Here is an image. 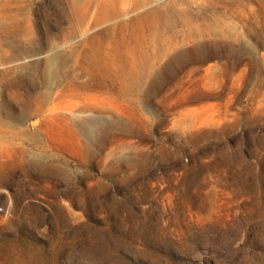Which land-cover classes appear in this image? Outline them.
I'll list each match as a JSON object with an SVG mask.
<instances>
[{
	"label": "rangeland",
	"instance_id": "rangeland-1",
	"mask_svg": "<svg viewBox=\"0 0 264 264\" xmlns=\"http://www.w3.org/2000/svg\"><path fill=\"white\" fill-rule=\"evenodd\" d=\"M33 1L32 17L53 19L46 7L55 0ZM101 1L90 4L91 24L57 47L74 45L71 63L89 38L137 12L97 24ZM257 15L245 20L248 52L243 39L231 56L191 60L140 92L125 80L94 88L90 74L74 71V81L54 89L52 109L28 112L15 141L0 138V264H264V13ZM41 150L56 154L69 176L36 164Z\"/></svg>",
	"mask_w": 264,
	"mask_h": 264
},
{
	"label": "bare ground",
	"instance_id": "bare-ground-1",
	"mask_svg": "<svg viewBox=\"0 0 264 264\" xmlns=\"http://www.w3.org/2000/svg\"><path fill=\"white\" fill-rule=\"evenodd\" d=\"M16 1L12 5V0H0V138L11 136L13 141L24 133L22 119L28 112L52 109L51 102L59 97L54 89L74 81V71L90 74L87 83L98 89L122 80L139 92L145 86H162L191 60L231 56L229 51L234 52L243 39L249 41L244 48L248 52L252 45L245 20L264 13V0H172L163 5L155 0H103L96 7L97 24L117 19L127 10L137 12L89 38L78 61L71 63L74 45L61 51L57 47L91 24L87 12L95 0H71L67 5L55 0L46 7L53 16L46 22L29 12L33 0ZM24 11L29 13L26 18L21 17ZM66 21L69 25L64 26ZM102 34L112 35V41L106 44ZM44 53L46 57L40 58ZM31 55L37 59L23 60ZM216 67L208 68L215 77ZM30 137L41 139L36 132ZM55 155L41 150L36 164L49 163L55 176L67 178L69 167Z\"/></svg>",
	"mask_w": 264,
	"mask_h": 264
}]
</instances>
